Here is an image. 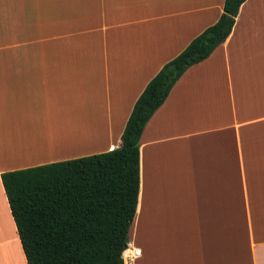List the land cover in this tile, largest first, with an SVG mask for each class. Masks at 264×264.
Returning a JSON list of instances; mask_svg holds the SVG:
<instances>
[{"label": "crops", "instance_id": "crops-1", "mask_svg": "<svg viewBox=\"0 0 264 264\" xmlns=\"http://www.w3.org/2000/svg\"><path fill=\"white\" fill-rule=\"evenodd\" d=\"M222 3L0 0V174L117 148L145 84ZM0 213V264H26L1 183ZM122 260L264 264V0L145 123Z\"/></svg>", "mask_w": 264, "mask_h": 264}, {"label": "trees", "instance_id": "trees-1", "mask_svg": "<svg viewBox=\"0 0 264 264\" xmlns=\"http://www.w3.org/2000/svg\"><path fill=\"white\" fill-rule=\"evenodd\" d=\"M245 0H223L216 21L148 80L117 148L0 174L26 264H123L138 192V140L182 73L229 35Z\"/></svg>", "mask_w": 264, "mask_h": 264}, {"label": "rangeland", "instance_id": "rangeland-1", "mask_svg": "<svg viewBox=\"0 0 264 264\" xmlns=\"http://www.w3.org/2000/svg\"><path fill=\"white\" fill-rule=\"evenodd\" d=\"M2 214L0 213V236H4L5 238L7 237L6 235L7 234V230H5V234H4V227H5V221L3 219V216H1ZM5 238L3 240H5ZM3 245L0 246V248L2 247ZM10 252L9 253V258L11 259V249L8 247V249L6 248V251L5 252ZM7 262V260H6Z\"/></svg>", "mask_w": 264, "mask_h": 264}, {"label": "built area", "instance_id": "built-area-1", "mask_svg": "<svg viewBox=\"0 0 264 264\" xmlns=\"http://www.w3.org/2000/svg\"><path fill=\"white\" fill-rule=\"evenodd\" d=\"M137 254H138V253L135 251V252H134V256H136Z\"/></svg>", "mask_w": 264, "mask_h": 264}, {"label": "bare ground", "instance_id": "bare-ground-1", "mask_svg": "<svg viewBox=\"0 0 264 264\" xmlns=\"http://www.w3.org/2000/svg\"><path fill=\"white\" fill-rule=\"evenodd\" d=\"M2 216V215H1Z\"/></svg>", "mask_w": 264, "mask_h": 264}]
</instances>
